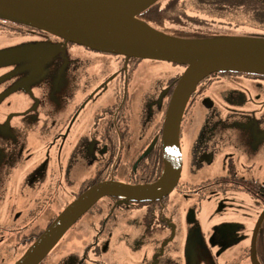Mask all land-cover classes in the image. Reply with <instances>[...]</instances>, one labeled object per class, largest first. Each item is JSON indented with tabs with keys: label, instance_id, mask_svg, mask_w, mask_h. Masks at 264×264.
I'll return each mask as SVG.
<instances>
[{
	"label": "flooded vegetation",
	"instance_id": "1",
	"mask_svg": "<svg viewBox=\"0 0 264 264\" xmlns=\"http://www.w3.org/2000/svg\"><path fill=\"white\" fill-rule=\"evenodd\" d=\"M162 1L165 8L172 0ZM173 1L174 6L180 1L188 2ZM193 1L197 4L199 0ZM256 5L257 0H231L224 5L222 19L206 24L216 28L215 36L234 35L244 28L241 23L247 22V11L248 20L256 18ZM196 17L187 14L178 30L186 31L190 24H195ZM0 31L24 36L30 33L35 41L30 50H17L0 60V68L16 64L0 75V113L4 114L0 125L8 115L17 119L19 114L21 124H31L28 138L20 136L22 140L16 141L22 143L18 152L12 147L6 153L7 163L0 164V264H16L55 218L92 186L103 181L150 185L163 176L166 114L186 66L170 63L180 69L164 78L166 68L157 60L96 51L1 19ZM42 35L51 36V44L38 43L46 40H41ZM70 45L89 51L98 62H80V56L67 53V65L71 63L74 67L76 91L71 92L70 83L69 89L64 88L68 91L62 108L52 109L61 113L56 116L41 107L42 86L39 94L34 91L44 72L43 64V67L31 62L21 65V61L33 53L50 48L65 50ZM100 64L104 68L98 74ZM29 88L39 107L32 109L33 100L26 92ZM262 111L264 75L222 71L207 76L191 94L183 113L180 127L183 164L174 190L161 199L128 203L106 196L79 220L89 232L96 228L94 232L100 230L101 234L106 230L109 233L116 222H129L132 228L127 230L135 233L136 245H126V254L135 256L134 264H264V184L257 180V139L249 130V126L257 130V113ZM14 126L19 129L18 122ZM261 133L259 142L264 141V130ZM249 143L254 146L249 148ZM67 144L72 152L66 155ZM7 145L11 144L2 130L0 146ZM71 155L77 156L75 163L70 162ZM44 161L49 167L41 168ZM81 164L87 171L74 181ZM32 165H36L34 171ZM185 170L198 180L182 181ZM171 193L186 201L196 200L199 205L215 198L224 210H237L241 217L245 212L237 204L246 194L261 209L256 214L257 206L253 207L240 222L214 227L201 244L196 235L177 229L179 219L167 207ZM252 214L255 219L250 218ZM195 215L196 210H191V222L195 221ZM71 237L74 235L63 244L72 245ZM88 245L89 249L100 248L95 237ZM48 257L40 264H52Z\"/></svg>",
	"mask_w": 264,
	"mask_h": 264
},
{
	"label": "water",
	"instance_id": "2",
	"mask_svg": "<svg viewBox=\"0 0 264 264\" xmlns=\"http://www.w3.org/2000/svg\"><path fill=\"white\" fill-rule=\"evenodd\" d=\"M157 1L0 0V19L42 30L96 51L186 66L166 114L163 176L150 185L103 181L92 186L55 218L16 264H40L67 231L103 197H118L128 203L167 196L181 176V121L198 84L222 71L264 75V38L227 35L187 39L165 34L138 18L140 12ZM130 6L137 7L134 18L143 29L136 34L121 31L114 24V14ZM5 57L0 56V60Z\"/></svg>",
	"mask_w": 264,
	"mask_h": 264
},
{
	"label": "rangeland",
	"instance_id": "3",
	"mask_svg": "<svg viewBox=\"0 0 264 264\" xmlns=\"http://www.w3.org/2000/svg\"><path fill=\"white\" fill-rule=\"evenodd\" d=\"M162 1V0H161ZM168 0L162 1L163 3ZM264 1V0H260ZM175 1H169L168 7L170 9L166 10L165 17L163 19H156L157 21H152L150 24L153 26V28L164 32L165 34L175 36L174 34L177 33L176 30H178L179 27L183 26V21L186 20L187 14L193 15L198 14V11L205 8L203 6H196L193 2V0H188V2L185 3V1H180L177 6H174ZM162 7V5L160 6ZM167 8V7H166ZM210 12V11H209ZM210 15H217L215 13H211ZM202 17V15H199ZM209 18V21L212 20V17ZM224 19V18H223ZM197 22H199V19H196ZM248 20V18H247ZM249 21V20H248ZM14 23V22H12ZM216 23V22H213ZM17 24V23H15ZM244 24V28H240L242 31H236L234 35L227 34L228 36H242L246 38H264V31L259 29V27H256V25L249 24L247 22L241 23ZM21 25V24H18ZM26 28H30L29 26H24ZM26 31H30V29H27ZM166 31V32H165ZM177 37V36H175ZM218 37V36H217ZM41 41L38 42L41 45L51 44V36L42 35ZM34 40V36H30V33L27 34V36L21 35V34H14L10 32H4L0 31V56H6L8 54H11L17 50H30L32 47V42ZM55 41V40H54ZM37 42V41H36ZM54 44V43H52ZM89 51L85 50L84 48L78 46V45H70L65 50L57 51L55 49H47L42 52L33 53L32 56H29L27 58H23L21 61V65L23 64H30L34 63L38 65L43 64L44 66V72L41 73L40 80L38 84L34 87L35 94H39L41 87V95L44 99L45 96L49 99V101L53 104V107H58L59 109L62 108L63 101L65 100L66 94L69 89L68 84L70 83L71 92L75 93L76 89L74 88L77 80L74 76V67L70 63L67 65L68 55L67 53H70V55L73 56H80V62L81 61H87L91 60L93 62H98L93 58L92 54L88 53ZM67 56L65 57V55ZM73 61V60H72ZM160 61L164 64V67L166 68V72L164 78L166 75L170 72L174 73L175 70L180 69L179 66L172 65L168 61ZM74 63V62H73ZM176 64V63H173ZM16 64H10L7 66H4L0 68V75L3 73H7L9 70H11L13 67H15ZM42 66V65H41ZM42 66V67H43ZM101 70L98 69V74H100L103 71V64L99 65ZM42 69V68H41ZM30 72V71H28ZM48 81L50 82L47 85ZM31 88L26 90L29 98H32L33 100V106L39 107V103L37 100H35V94L30 93ZM34 95V96H33ZM17 98H15L16 100ZM42 99V100H43ZM41 103V102H40ZM31 104V101L28 102V105ZM12 107H17L16 105H12ZM41 107L43 111L47 112L44 108V104L41 103ZM38 110V109H37ZM36 110V111H37ZM4 116V114L0 113V117ZM20 117V114L18 115ZM12 115H8L6 121L0 125V131L4 130L7 136V139L11 145L3 146L0 148V164L7 163L8 156L6 153L9 149L12 147H15L18 152V148L22 145L21 142H16L18 139L21 141L22 139L20 136L18 137V132L20 133L21 137L24 139H27L29 136L28 130L31 127V124L25 125L21 124L22 121L18 117L11 118ZM58 121H60V118H58ZM264 121V111L262 113H257V130L254 127L249 126V130L252 132V135L254 137V140L257 139V180L262 182L264 184V141H260V137H263L262 133L264 130V124L262 122ZM18 122L19 129H15L14 124ZM17 127V126H16ZM257 136H256V133ZM37 134L40 135V132H37ZM238 134V133H237ZM70 139V137H69ZM69 139L68 142L69 143ZM255 142V141H254ZM254 146V143H249L248 147L252 148ZM66 155L68 152H72V147L69 144L65 147ZM77 157V156H76ZM72 158L70 162L75 163L78 159ZM29 164L31 163L30 160H27ZM14 165L17 163H13ZM38 164V163H37ZM36 164V165H37ZM36 165H32V171H34ZM49 167V163L44 161L41 164V168ZM86 167L82 164L78 167V171L76 176H74V181H78L83 176L82 174L86 172ZM85 175V174H84ZM84 177V176H83ZM54 181L56 178L53 179ZM198 178L193 177L188 170L184 171V174L182 176V181H189V182H196ZM22 181V179H21ZM60 193V189H59ZM244 196L239 202L238 209H242L245 213H243V217L238 216L235 211H226L222 207V203L218 202L215 198H213L210 201H203L202 204H197L196 200L192 201H186L184 200L180 195H177L176 193H171L169 200H167L168 208L170 214L172 216H175L178 218V227L180 231H182L183 234H192L196 235L198 237V242L203 244V242L206 240L205 236H207L208 233H210L211 230H213L214 227L220 225L221 223L226 222H240L242 218H244L247 211H251L254 209L253 207L257 206V209L255 211L256 214H259L260 211V205L257 201H255L251 196H248L246 194H243ZM104 198V197H103ZM102 199V198H101ZM196 210L195 215V221L191 222L189 220V213L191 210ZM179 212V213H178ZM86 214V213H85ZM84 214V215H85ZM83 215V216H84ZM123 214H121L122 216ZM82 216V217H83ZM80 218V220L82 219ZM256 215L252 214L250 218L255 219ZM123 218V217H121ZM118 219V217H117ZM78 220L69 230L72 232H68L64 235V237L60 240L59 244H57L52 250L48 253L49 255V261L52 264H100L101 262H105L107 264H134L135 263V256H129L126 253V245L127 247H130L132 245H136L135 243V233L132 231H128L127 229L132 228L131 225H129V222L125 224V221H119L116 222V225L112 226L111 231L108 233V231H105V234H101V231H96V228L92 230V232L89 230H86L87 228L81 222ZM254 221V220H253ZM250 222L252 223L254 222ZM257 223V220H255V224ZM141 226V223H140ZM248 229L250 228V225H247ZM256 227V225H255ZM74 235V237H71L73 239L72 245L65 242L63 244L64 240L66 238H70V236ZM85 235L84 238L82 236ZM97 240L99 242L100 248L98 249H89L90 242L92 240ZM71 240V239H70ZM64 247H59V246ZM58 249V250H57ZM25 254V253H24ZM23 254V255H24ZM119 254V255H116ZM61 255V256H60ZM47 257V256H46ZM45 257V258H46ZM51 257V258H50ZM44 258V259H45ZM43 261V260H42Z\"/></svg>",
	"mask_w": 264,
	"mask_h": 264
},
{
	"label": "trees",
	"instance_id": "4",
	"mask_svg": "<svg viewBox=\"0 0 264 264\" xmlns=\"http://www.w3.org/2000/svg\"><path fill=\"white\" fill-rule=\"evenodd\" d=\"M260 0H257V11H256V18H251L249 21L247 20V23H251L253 25H256V27L261 28V30L264 31V3L259 2ZM194 2V1H193ZM231 3V0H199L197 4L194 2L196 6L200 5L205 8L198 11V14H193L192 16H197L196 18L199 19V22L195 21V24H190V28H185V30H176L180 31L174 34L175 36L180 38H186L187 39H202V38H212L217 37L215 36V29L214 27H211L207 25L206 23H213L218 22L219 19H222L224 17V5H228ZM161 6V0L157 1L156 3L152 4L142 12L138 14V18L142 21H145L146 23L150 24L152 21H157L156 19H163L165 17L166 10L170 9L168 6L167 8H160ZM199 7V6H198ZM210 11V12H209ZM211 13H215L217 15H210ZM249 15V12H246V19ZM212 17V20L209 21V18ZM145 18V19H143ZM3 20V19H1ZM7 21V20H4ZM11 22V21H8ZM151 25V24H150ZM152 26V25H151ZM153 27V26H152ZM32 28V27H30ZM35 29V28H34ZM182 36V37H181Z\"/></svg>",
	"mask_w": 264,
	"mask_h": 264
},
{
	"label": "bare ground",
	"instance_id": "5",
	"mask_svg": "<svg viewBox=\"0 0 264 264\" xmlns=\"http://www.w3.org/2000/svg\"><path fill=\"white\" fill-rule=\"evenodd\" d=\"M136 6H130V8L118 11L115 13L114 24L121 30L129 33L136 34L141 32L143 29L137 24L134 18V12L136 11Z\"/></svg>",
	"mask_w": 264,
	"mask_h": 264
},
{
	"label": "clouds",
	"instance_id": "6",
	"mask_svg": "<svg viewBox=\"0 0 264 264\" xmlns=\"http://www.w3.org/2000/svg\"><path fill=\"white\" fill-rule=\"evenodd\" d=\"M42 103L44 104V108L46 111L52 112L54 115L59 116L61 113L60 112H53V104L49 101V99L47 98V96L44 97V99L42 100ZM21 136L20 133L18 132V137ZM3 146H0V148H2Z\"/></svg>",
	"mask_w": 264,
	"mask_h": 264
}]
</instances>
